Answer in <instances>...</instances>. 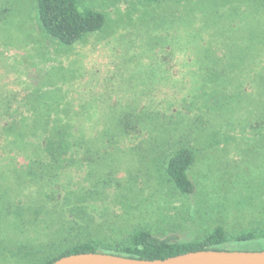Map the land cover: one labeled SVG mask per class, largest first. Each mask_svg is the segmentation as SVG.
<instances>
[{"label":"rangeland","instance_id":"rangeland-1","mask_svg":"<svg viewBox=\"0 0 264 264\" xmlns=\"http://www.w3.org/2000/svg\"><path fill=\"white\" fill-rule=\"evenodd\" d=\"M78 2L104 14L105 24L64 47L38 25L34 0H0V9L8 8L0 15V82L6 90L29 85L33 97L21 107L28 114L41 92L51 101L44 107L73 116L71 130L80 140L87 132L93 149L101 147L99 134L114 128L115 114L153 119L136 139L140 151L133 152L127 139L117 144L123 151L101 147L102 161L90 170L59 169L51 181L40 173L32 185L14 161H5L0 264L34 262L44 250V223L56 231L70 212L86 214L99 227L82 240L120 239L135 227L176 241L200 239L216 226L230 235L263 227L264 0ZM88 113L90 119H82ZM171 140L197 153L191 195L150 172ZM106 178L113 181L91 200L70 197Z\"/></svg>","mask_w":264,"mask_h":264},{"label":"trees","instance_id":"trees-1","mask_svg":"<svg viewBox=\"0 0 264 264\" xmlns=\"http://www.w3.org/2000/svg\"><path fill=\"white\" fill-rule=\"evenodd\" d=\"M34 1L38 25L44 34L61 46L71 47L87 35L96 33L104 27V14L81 7L78 0ZM143 1L156 3L162 0ZM7 11V7L0 9V15H5ZM217 85L220 89H225L224 84ZM6 86L0 82V176L2 174L1 165L5 161L12 160L15 168L18 167L21 170V179L29 180L32 185L39 184L38 178L51 181L59 169L87 165L90 170L91 167L100 164L96 163L102 161L101 147H107L109 151L111 148L123 151L117 144L124 139L132 141L133 145L128 147L133 152L138 151L140 144L139 141L136 142V139L140 137V131L148 126L146 122L153 119L148 113L140 114L134 111L115 114L114 128L103 130L99 134L101 147L93 149V145L89 143L92 140L86 135L87 132L84 130L80 132V137L83 136L80 140L71 130L74 126L71 122L73 116L60 112L58 106L50 110V105L47 106L48 108L44 107V104H51V101L44 98L41 92L36 93V99L31 102L33 106L29 108L31 114H28L21 107L29 106L28 101L30 102L33 97L28 94L29 85L27 87L24 83L19 88H11V90H6ZM214 95L216 96V92ZM82 119L89 120V113ZM3 121L5 122L2 123ZM170 142L173 145L162 144L163 152L161 151L160 155L152 161L150 172L162 176L165 182L169 183L180 195H191L194 192V182L190 177V171L197 159V153L187 144L180 145L176 140ZM176 144L180 146L176 148ZM40 173L42 176L38 177ZM114 173L113 169V172L108 174L113 175ZM87 174L89 178L91 172L88 171ZM106 179L108 181L104 179L102 182L98 179V188L90 181L91 187L87 191H72L70 197L78 202L91 200L94 198V193L97 195L102 193L98 190L101 186L106 187L113 181L111 178ZM48 198L53 200L52 194ZM77 209L80 212L84 210L79 206ZM65 221L66 224L61 225L56 231L48 229L44 223V238H46L43 244L44 250L37 252L35 261L31 264H52L64 256L95 252L141 260H162L202 250H264V226L233 235L227 233L222 226H216L202 238L191 241H176L172 237H158L146 227H135L120 239L97 235L94 239L82 240L81 237L84 234L89 237L92 235L90 233L99 230V227L93 225V219L87 217L86 214L75 216L70 212ZM104 231L110 233V230L105 229ZM31 243H28L30 249L34 247ZM246 245L254 247L245 248Z\"/></svg>","mask_w":264,"mask_h":264},{"label":"water","instance_id":"water-1","mask_svg":"<svg viewBox=\"0 0 264 264\" xmlns=\"http://www.w3.org/2000/svg\"><path fill=\"white\" fill-rule=\"evenodd\" d=\"M52 264H264V250H202L162 260H141L95 252L64 256Z\"/></svg>","mask_w":264,"mask_h":264}]
</instances>
